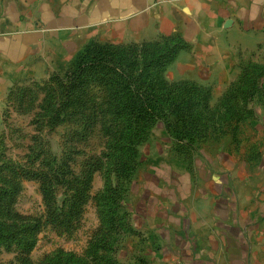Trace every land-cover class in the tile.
<instances>
[{
	"label": "crops",
	"instance_id": "obj_1",
	"mask_svg": "<svg viewBox=\"0 0 264 264\" xmlns=\"http://www.w3.org/2000/svg\"><path fill=\"white\" fill-rule=\"evenodd\" d=\"M174 36L189 48L167 81L209 88L215 107L241 63L264 64V0H0V130L10 90L64 73L91 41ZM224 151L206 155L202 183L189 170L183 196L166 200L163 191L147 207L145 264H264V148L237 160Z\"/></svg>",
	"mask_w": 264,
	"mask_h": 264
},
{
	"label": "trees",
	"instance_id": "obj_2",
	"mask_svg": "<svg viewBox=\"0 0 264 264\" xmlns=\"http://www.w3.org/2000/svg\"><path fill=\"white\" fill-rule=\"evenodd\" d=\"M188 48L180 36L127 46L91 41L63 74H54L45 82L42 111L52 125L57 124L69 109L85 108L91 86L100 87L105 94V115L99 109L90 119L97 120L101 115L103 124L110 125L105 131L111 138L107 159L108 172L114 182L109 181L101 195L109 239L119 235L124 226L117 217L124 181L136 171L138 149L158 124L163 125L168 136L174 137L177 153L184 155L203 131L217 126L221 129L240 125L254 115L253 101L262 100L264 105V64L241 63L238 78L215 108L209 103V88L189 81L168 83L164 76L167 67ZM6 170L13 174L15 181L5 179L0 187V251L17 247L19 264H31L29 257L43 228L51 226L70 232L75 227L88 198L95 167L87 168L81 176L74 178L60 173L51 175L20 170L15 166H7ZM22 179L39 181L47 210L44 220L13 211ZM59 188L65 189L61 197H57ZM109 244L106 239L95 248L103 254L93 258V264H114ZM44 264L87 263H74L73 258L61 254Z\"/></svg>",
	"mask_w": 264,
	"mask_h": 264
},
{
	"label": "rangeland",
	"instance_id": "obj_3",
	"mask_svg": "<svg viewBox=\"0 0 264 264\" xmlns=\"http://www.w3.org/2000/svg\"><path fill=\"white\" fill-rule=\"evenodd\" d=\"M164 76L167 81L166 72ZM45 84H23L9 91L6 108L1 116L0 187L3 186V180H13V174L6 170L7 166L51 175L60 173L67 178L79 177L91 166L95 167V172L82 215L75 227L70 232L51 226L43 228L29 257L31 264H44L61 254L65 258H73L74 263L93 264V258L103 254L102 251H95V248L104 244L106 239L110 242V256L114 264H145V259L151 254H147L150 249L146 247L149 243H146L147 232L142 224L147 207L162 203V196H165L163 191H167L166 200L183 196L189 187V170L202 183L204 168H207L206 155L215 156L221 147L233 160L243 156L250 158L264 148V105L259 99L251 103L255 111L247 121L221 129L218 126L208 128L199 135L198 141L188 152L184 151V155L177 153L174 137L168 136L163 125L158 124L153 129L152 139L150 135L138 149L136 171L124 181L122 200L117 211V217L124 226L119 235L109 239L101 195L107 183L114 182V177L108 172L107 159L111 138L105 131L110 125L103 124L101 115L97 120L90 119L93 112L97 114L99 109L105 115V94L100 87L91 86L85 99V108L69 109L57 124L52 125L42 111ZM248 160L249 165L252 160ZM238 165L243 168L241 163ZM19 185L20 193L13 211L21 216L44 220L47 210L39 181L22 179ZM64 190L59 188L57 197H61ZM18 250L17 247L1 250L0 264H19Z\"/></svg>",
	"mask_w": 264,
	"mask_h": 264
}]
</instances>
